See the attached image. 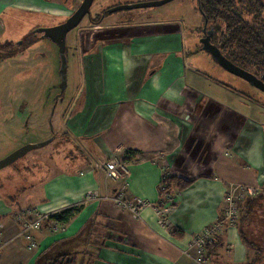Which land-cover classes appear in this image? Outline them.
<instances>
[{"label": "crops", "instance_id": "1", "mask_svg": "<svg viewBox=\"0 0 264 264\" xmlns=\"http://www.w3.org/2000/svg\"><path fill=\"white\" fill-rule=\"evenodd\" d=\"M68 1L0 0L2 32L5 19L19 24L21 12L69 18ZM149 21L122 26L119 40L91 41L83 31L77 49L83 53L85 96L72 102L65 131L81 143L82 159L61 160L52 175L25 190V204L16 203L18 197L3 203L1 264H45L69 254L89 257L90 264H204L193 239L224 216L226 189L264 187V124L233 107L220 109L203 84L210 78L190 62L180 26ZM102 24L93 33L106 31ZM235 114L254 124L252 131L242 126L240 136L249 142L242 148L233 143ZM113 158L123 168L109 178L106 165ZM168 177L190 183L171 191L181 198L171 204V225L164 228L155 206ZM123 188L126 197L149 205L140 218L107 199ZM28 205L52 213L82 209L57 230L46 223L34 233L39 247L29 249L13 217ZM216 246L207 253L210 264H249L253 258L235 228Z\"/></svg>", "mask_w": 264, "mask_h": 264}, {"label": "rangeland", "instance_id": "2", "mask_svg": "<svg viewBox=\"0 0 264 264\" xmlns=\"http://www.w3.org/2000/svg\"><path fill=\"white\" fill-rule=\"evenodd\" d=\"M83 1L69 0L66 4L64 3L67 7L70 5L71 11L68 14L71 16ZM151 1L158 0H95L91 14L67 36L68 68L64 92L61 91L59 47L51 40L41 38L40 35H33V33L37 29L63 24L68 18H44L41 15L29 14L30 12H21L18 25L15 24V21L10 22L9 19H5L3 32L0 26V32H2L0 35V56L13 55L3 60L0 59V161L27 144L41 143L54 136L56 139L46 147L30 152L12 166L0 171V207L3 203L11 201L13 197H18L15 202L20 206L25 204L28 202L29 195L25 190L45 176L47 178L52 175L58 166L64 163L61 160L70 158L72 159L70 161L75 164L82 159L81 143L68 136L65 131L69 120L68 111L71 104L73 106L72 102L78 95L81 96L80 99L85 96L83 95L85 88L83 53L81 49H77V45L83 41V31L87 32V38H90L91 41H106L122 39L124 35L122 26L147 19L150 20L149 22L169 20L171 25H179L180 36L183 41L188 43L187 48L191 52L190 62L195 69L210 78L203 84L206 85L205 89L208 95L218 101L219 108L233 107L241 113L240 116H249L251 120L264 124V93L221 68L208 53L202 50L200 40L204 37L203 17L198 7V0H175L157 8L109 14L104 20L105 23L102 24L103 27H108L107 30L93 33L95 26L92 24V20L100 17L105 11L119 6ZM225 115L220 117L219 123L226 119ZM240 116L235 114L233 118L235 148H242L249 143L246 138L240 136L243 135L242 126H245L246 129L250 126L251 131L254 129V124L249 125ZM190 145L193 146L194 142ZM198 159L200 158L198 157ZM112 161L120 163L114 158ZM83 165H86L85 162ZM236 187L238 186L226 189L224 213L226 205L229 203L225 199L228 195L236 198L233 190ZM255 189L259 190V194L254 197L248 196L246 200L264 196V187ZM31 193L32 191H30ZM237 206L238 204H236V208ZM27 207L29 205L24 208ZM243 207H246V204ZM16 212H14L15 215L11 214L14 220H16L15 217L19 211ZM236 213V221L232 224L227 222L220 232L214 233L212 243L218 242L228 229H239L240 227L246 233V237L250 241H258L257 245L264 251V235L261 233L264 231V209L260 210V214L249 216L248 219L245 218L246 209L241 210L240 207ZM258 219L262 222H259ZM218 222L206 229L213 228ZM0 248L2 250L1 246ZM255 255V252H252L253 258L249 260V263L255 259ZM205 256L203 263L210 264L207 252ZM262 258V264H264V255Z\"/></svg>", "mask_w": 264, "mask_h": 264}, {"label": "trees", "instance_id": "3", "mask_svg": "<svg viewBox=\"0 0 264 264\" xmlns=\"http://www.w3.org/2000/svg\"><path fill=\"white\" fill-rule=\"evenodd\" d=\"M198 7L203 17V29L207 24V29L215 33L213 44L233 64L264 81V0H198ZM108 15V11H105L100 17L93 19L92 24L100 26ZM12 55L0 56V59L9 58ZM129 153L136 154V152ZM189 183L188 180L168 177L162 181L161 186H166V191L171 193L173 189L187 188ZM245 204L246 207H243ZM240 207L241 210L246 209V219L257 213L260 214V210L264 209V196L247 199ZM81 209V207H72L57 212L51 215L50 220L67 224L81 212ZM23 210L25 209H20V211ZM258 221L262 222L259 219ZM238 232L246 248L256 254L255 259L249 264H262L264 251L257 245L258 241H250L240 227ZM261 233L264 235V231ZM217 243L208 244L205 252H214ZM45 264H90V258L69 254L47 260Z\"/></svg>", "mask_w": 264, "mask_h": 264}, {"label": "built area", "instance_id": "4", "mask_svg": "<svg viewBox=\"0 0 264 264\" xmlns=\"http://www.w3.org/2000/svg\"><path fill=\"white\" fill-rule=\"evenodd\" d=\"M106 168L108 170V177L113 178L116 173L122 169L120 163L112 162L106 165ZM234 190V193L236 195V198L234 199V196H227L225 199L227 202L226 210L224 213V218L218 222L217 225H215L211 229H206L205 233L203 235H199L193 239V247L197 249L198 256L201 262H203V259H205L206 250L205 247L208 244H211L213 242V234L216 232H220L224 225L228 222L230 224L234 223L236 221V210L239 211L241 204L246 200V197H254L259 194V190L255 189L254 187H245V186H239L236 187ZM125 188L120 190L116 195H111L107 199L120 207L122 210L127 211L129 214H131L134 218L138 219L141 217L142 212L146 207L149 205L140 198H133L130 199L126 197ZM160 194L162 196V199L159 201V203L155 206L156 212L158 214L159 218V224L166 228L171 225L170 223V216L172 213L171 204L176 203L180 200L181 194L172 195V193L166 191V186L160 187ZM94 198H98V195L94 194ZM236 204H238L236 208ZM234 211V213H233ZM55 213L47 212L40 210L39 208H28L23 211H20L18 215L15 217V222L17 226L20 227V233L19 236L26 240L29 243V249H37L39 247L38 242L36 241L34 237L35 232L41 231L43 226L46 223H49L52 225V228L54 230H57L60 223L50 220L51 215ZM230 221V222H229ZM4 229V224L0 222V235ZM1 252V248H0ZM1 256V255H0ZM0 264H1V257H0Z\"/></svg>", "mask_w": 264, "mask_h": 264}, {"label": "water", "instance_id": "5", "mask_svg": "<svg viewBox=\"0 0 264 264\" xmlns=\"http://www.w3.org/2000/svg\"><path fill=\"white\" fill-rule=\"evenodd\" d=\"M173 1L175 0H158V1H151L146 3L124 5L109 10L108 14H113L128 10L157 8L169 4ZM94 2L95 0H84L83 3L80 5V7L63 24L51 28L37 29L33 33L34 35H40L41 38L51 40L59 47L60 58H61V76H62L61 91L62 92L65 91L66 83H67V68H68V60L66 55L67 36L71 31L76 29L87 16L91 14V9ZM203 31L205 36L200 40V43L202 45V50L208 53L221 68H223L230 74L246 81L251 86L264 93V81L259 79L256 75L236 66L231 61H229L222 54L221 50L215 44H213L212 40L214 38L215 33L213 30L207 31V24L204 26ZM55 139L56 137L54 136L47 141L37 144H27L21 147L19 150L15 151L11 155L0 161V171L12 166L30 152L46 147L47 145L51 144Z\"/></svg>", "mask_w": 264, "mask_h": 264}, {"label": "flooded vegetation", "instance_id": "6", "mask_svg": "<svg viewBox=\"0 0 264 264\" xmlns=\"http://www.w3.org/2000/svg\"><path fill=\"white\" fill-rule=\"evenodd\" d=\"M207 31H210V29H207ZM203 36H205V34H203ZM203 38V37H202Z\"/></svg>", "mask_w": 264, "mask_h": 264}]
</instances>
